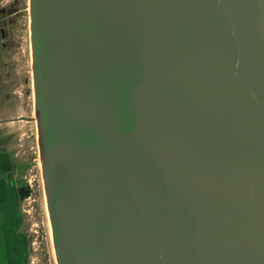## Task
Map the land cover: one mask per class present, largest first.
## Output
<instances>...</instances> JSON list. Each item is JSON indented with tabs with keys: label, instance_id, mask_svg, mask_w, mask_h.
Here are the masks:
<instances>
[{
	"label": "water",
	"instance_id": "water-1",
	"mask_svg": "<svg viewBox=\"0 0 264 264\" xmlns=\"http://www.w3.org/2000/svg\"><path fill=\"white\" fill-rule=\"evenodd\" d=\"M56 264H264V0H29Z\"/></svg>",
	"mask_w": 264,
	"mask_h": 264
},
{
	"label": "flooded vegetation",
	"instance_id": "flooded-vegetation-1",
	"mask_svg": "<svg viewBox=\"0 0 264 264\" xmlns=\"http://www.w3.org/2000/svg\"><path fill=\"white\" fill-rule=\"evenodd\" d=\"M24 12L29 14V0H0V151H2V156L7 159L6 167L9 171L7 179L10 181L11 187L14 185V181L17 185L13 174L18 166L17 163L22 157L21 154H26L24 151L26 152L27 149L28 136L26 130H28V124L34 122L32 67L26 70L25 66L19 62L20 59L17 58L19 48L16 45L10 46L13 29L23 22ZM30 182L28 187L25 185L18 187L17 185L16 189L12 190L16 250H18V256L22 258V264H26L27 251L24 237L22 235L20 237V234L16 231L19 226L17 224V212L19 211L18 204L20 201L30 197L33 191Z\"/></svg>",
	"mask_w": 264,
	"mask_h": 264
},
{
	"label": "rangeland",
	"instance_id": "rangeland-1",
	"mask_svg": "<svg viewBox=\"0 0 264 264\" xmlns=\"http://www.w3.org/2000/svg\"><path fill=\"white\" fill-rule=\"evenodd\" d=\"M26 13V14H25ZM23 22L13 29L12 40L10 46L16 45L19 48L20 59L25 69L31 68L30 59V32H29V14L24 12ZM33 123L28 124L27 149L26 154H21V159L17 163L16 171L13 174L17 181L18 187L27 186L29 182L32 185V193L27 199L20 201L17 212V233L20 237H24L26 245V264H56L50 222L48 218L47 206L42 185V177L40 170L39 154L36 141L35 114ZM10 149V148H9ZM9 152L12 153L11 150ZM12 205V206H11ZM10 208V211H9ZM12 208V209H11ZM9 211V215L0 216V234L3 238L1 242L7 241V247H0V254L8 257L12 261L18 258V250H16V239L14 235V203L9 201H1L0 211ZM12 214V215H11ZM15 218V217H14ZM3 231V232H2ZM22 240V239H21Z\"/></svg>",
	"mask_w": 264,
	"mask_h": 264
},
{
	"label": "crops",
	"instance_id": "crops-1",
	"mask_svg": "<svg viewBox=\"0 0 264 264\" xmlns=\"http://www.w3.org/2000/svg\"><path fill=\"white\" fill-rule=\"evenodd\" d=\"M6 164H7V159H6V157L2 156V151H0V206H1V201L3 198H4V200H7V201H9L10 199L13 201L12 190L14 191L16 189V186H17L15 181H14V185L11 187V183L7 179L9 171H8V168L6 167ZM9 211H10V208H9ZM9 211H7V209L4 211H0V216L9 215ZM12 213L14 214V212H12ZM14 217H15V215L13 216V223L15 220ZM0 227H1V225H0ZM14 230H15V223H14ZM14 235H15V232H14ZM0 239H5V238H3L2 233L0 234ZM6 242H7L6 240L3 242L0 241V247H2V248H4V246L7 247ZM0 264H22V258H20L18 256V258L16 260L12 261L10 258L3 257V255L0 254Z\"/></svg>",
	"mask_w": 264,
	"mask_h": 264
}]
</instances>
